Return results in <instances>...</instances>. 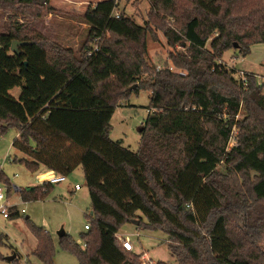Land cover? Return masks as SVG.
Here are the masks:
<instances>
[{
    "label": "trees",
    "instance_id": "16d2710c",
    "mask_svg": "<svg viewBox=\"0 0 264 264\" xmlns=\"http://www.w3.org/2000/svg\"><path fill=\"white\" fill-rule=\"evenodd\" d=\"M150 4L155 15L178 24H165L163 33L169 45L183 48L170 54L181 71L150 66L146 26L117 16L116 0L86 9L89 28L77 50L48 44L28 23L29 15L54 9L50 0H0V19L9 21L0 28V135L18 129L13 146L31 171L68 175L83 168L93 211L81 233L86 247L60 237L79 264H141L117 237L138 211L148 219L145 228L167 234L178 264H264L257 244L264 232V83L247 72L244 86L235 68L218 61L232 48L246 56L252 44L264 43V0ZM19 14L25 21L18 25ZM14 40L22 42L18 52L11 50ZM17 86L18 99L10 93ZM140 89L151 91V102L134 151L110 137V122ZM241 105L244 116L236 121ZM232 176L238 180L230 186ZM0 180L9 193L1 167ZM53 186L23 188L22 199L43 200ZM18 216L16 210L12 217ZM31 230L38 241L33 254L53 264L50 235Z\"/></svg>",
    "mask_w": 264,
    "mask_h": 264
},
{
    "label": "rangeland",
    "instance_id": "374dc122",
    "mask_svg": "<svg viewBox=\"0 0 264 264\" xmlns=\"http://www.w3.org/2000/svg\"><path fill=\"white\" fill-rule=\"evenodd\" d=\"M116 2V14L128 15L136 23L146 26L148 30L146 35L147 58L150 66L155 70L173 67L174 70L181 71L170 60V54L183 51V48L179 45H169L163 33L165 24H172L177 29L179 28L178 24L164 13L159 16L155 15V12L151 10L150 0H116ZM63 3L67 6L60 5ZM95 3L97 0H50V5L54 9L51 12H46L41 18L29 15L28 23L42 33L43 37L48 40V44L62 49L77 50L85 42L89 28V25L83 21V14L88 6H94ZM24 18L19 14L14 15L13 20L19 25L24 23ZM4 22L8 23L9 21L5 17L0 19V28ZM106 37L111 38V34L107 33ZM218 61L239 71L238 74L233 75L235 79L240 78V72H250L257 76L259 84L264 83V43L252 44L250 52L246 56H243L237 48H232L227 50ZM10 93L18 99L21 87L12 88ZM150 96L149 89L132 91L128 99L116 107L110 122V137L112 139L122 140L124 146L134 151L139 148L140 129L150 112ZM242 105L239 113L235 116L236 121L243 119L244 107L242 109ZM238 133V127L233 129L234 135ZM17 136L18 129L14 126L9 127L5 133L0 135L1 169L9 179L10 185L16 184L26 189L39 185L41 182L37 177L39 171H31L23 161H18L26 155L13 146V140ZM233 143L235 140H232L231 144ZM9 155L13 159L17 157V161H9L7 158ZM220 170L222 173H228L222 166H220ZM45 174L48 173L45 172ZM66 177V181L54 184L45 199L38 201H24L21 192L13 191L10 186L11 191L8 193L10 217L4 218L0 213V264H16L17 261L19 264H45L33 254L38 241L31 230V225L43 227L50 235L54 249L53 264H79L75 254L61 245L58 233L64 230L80 245L84 243L81 233L87 232L85 225L91 223L89 219L91 199L81 166ZM47 178H49V174ZM232 178L230 186L238 180V177L232 176ZM76 183H80L82 187L80 190L72 192ZM225 184L228 185L226 181ZM0 187L7 194L9 186L5 181L0 180ZM2 203L0 201V205ZM23 209L25 212L22 211ZM16 210L19 211V216L12 217ZM147 221L146 216L138 211L134 221L126 222L120 230V234H139V236H130L134 245L133 252L140 255L138 262L141 264H178L169 250L167 234L161 229H153V226H150L152 229L145 228ZM202 235L207 236L204 229ZM257 244L260 251H264V232L259 237ZM14 253L17 255L15 261L6 260L8 255ZM134 253L131 254L132 258H135Z\"/></svg>",
    "mask_w": 264,
    "mask_h": 264
},
{
    "label": "built area",
    "instance_id": "2783aa9c",
    "mask_svg": "<svg viewBox=\"0 0 264 264\" xmlns=\"http://www.w3.org/2000/svg\"><path fill=\"white\" fill-rule=\"evenodd\" d=\"M116 15L119 16V13H117ZM169 68L174 70L173 67H169ZM238 73H239V71H238ZM246 73L247 72H240L241 76H240V78L239 77L237 78L244 86H247V82H248ZM232 140H235V143H236L235 136H232V139L230 141V145H234L235 144V143L231 144ZM7 158H9V161L13 160V158H10V155ZM1 166H2V164L0 163V167ZM46 172L49 173V178L44 177L45 171L44 172L43 171H39L37 177H38L39 181L41 182L40 184H43L44 182H50L52 184H59V183H62L64 181H66V179H67L65 174H61V173L55 172L53 170H48ZM81 187H82V185L80 183H76L74 188H73V190H72V192H76L77 190H80ZM11 188L15 192H22V189H23L21 186H18L16 184L11 185ZM8 190H9V188H8ZM8 190H7V194H6L5 190L2 187H0V201L3 202L0 205V213L2 214V216L4 218H9L10 217V213H9L10 206H9V203H8ZM188 206L190 207L191 205L188 204ZM22 211L25 212V209H23ZM85 229L86 230L89 229V223L85 225ZM117 237H118V240L122 243L123 247L126 250L134 251V245H133L132 240H131L129 235H122V234L118 233ZM81 246H82V248H85L86 244L83 243Z\"/></svg>",
    "mask_w": 264,
    "mask_h": 264
},
{
    "label": "water",
    "instance_id": "95a60500",
    "mask_svg": "<svg viewBox=\"0 0 264 264\" xmlns=\"http://www.w3.org/2000/svg\"><path fill=\"white\" fill-rule=\"evenodd\" d=\"M21 44H22V42H20V41H18V40H14L13 43H12V46H11V50H12V51H17V52H18V46L21 45ZM1 48H2V45L0 44V50H1ZM140 130H141V129H140ZM91 213H93V211H92ZM136 223H138V222H136ZM58 234H59V236L61 237V236L65 235L66 233H65L64 230H61V231H59ZM16 257H17V255L14 253L13 255H8V256L6 257V259H7L8 261H12V260H14Z\"/></svg>",
    "mask_w": 264,
    "mask_h": 264
},
{
    "label": "crops",
    "instance_id": "0c3cea01",
    "mask_svg": "<svg viewBox=\"0 0 264 264\" xmlns=\"http://www.w3.org/2000/svg\"><path fill=\"white\" fill-rule=\"evenodd\" d=\"M91 1H94V0H91ZM99 1H101V0H97V3H98ZM89 2H90V1H89ZM97 3H95V4H97ZM60 5L67 6V4H64V3H63V4H60ZM88 7H89V6H88ZM88 7H87V8H88ZM87 8H86V9H87ZM253 72H254V71H253ZM39 171H43V172L45 171V172H46V171H48V170H47L46 168H44V167H41ZM72 190H73V188H72ZM119 233H120V232H119ZM122 235H129V236H132V235H136V236H137V235H138V236H139V234H137V233H123ZM36 247H37V243H36L35 248H36ZM35 248H34V249H35ZM34 249H32V250H34ZM32 250H31V251H32ZM6 260H7V259H6ZM9 262H11V261H9Z\"/></svg>",
    "mask_w": 264,
    "mask_h": 264
},
{
    "label": "bare ground",
    "instance_id": "6f19581e",
    "mask_svg": "<svg viewBox=\"0 0 264 264\" xmlns=\"http://www.w3.org/2000/svg\"><path fill=\"white\" fill-rule=\"evenodd\" d=\"M48 174H49V173H48ZM48 174H45V175H44V177H47V176H48Z\"/></svg>",
    "mask_w": 264,
    "mask_h": 264
}]
</instances>
